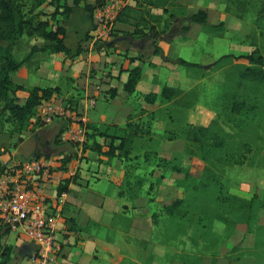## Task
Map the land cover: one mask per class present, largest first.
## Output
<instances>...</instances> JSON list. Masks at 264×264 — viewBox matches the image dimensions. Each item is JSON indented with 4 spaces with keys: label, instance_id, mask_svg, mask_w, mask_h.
Instances as JSON below:
<instances>
[{
    "label": "crops",
    "instance_id": "0c3cea01",
    "mask_svg": "<svg viewBox=\"0 0 264 264\" xmlns=\"http://www.w3.org/2000/svg\"><path fill=\"white\" fill-rule=\"evenodd\" d=\"M127 1L129 5L135 3L134 0ZM174 1L186 5L191 13L206 11L211 25L224 23L223 37L226 35L230 37L231 23L238 28L242 26L243 22L236 24L232 19L234 16L226 13V4L221 0ZM83 5L87 4L82 1L79 7L73 5L72 11L65 19H62L60 14L57 15L56 20L49 19L54 30L58 27L64 28V43L72 51V55L38 52L12 75L14 83L25 88V91L17 94L20 105L26 104L30 96L29 90L35 87L43 89L60 87L62 95L57 98L72 99L74 97V108H76L74 113L86 120L87 128L88 125L95 128L116 126L118 128L111 130L110 133L119 134L118 129L127 124L130 115L135 114L137 117L134 121L143 123L149 120L150 112L161 108L160 98L154 104H150L145 101L146 95L153 93L160 96L165 86L190 91L204 81L202 70H210L215 65V63L212 64L210 69L205 68L207 66H201V69L193 68L185 72L182 66L170 61L182 58L177 51L178 45L175 42L177 37L187 43L190 40L199 41V37L190 36L192 30L199 24H192L190 32L185 36L161 37L158 45L162 50V55H151L149 52L151 40L149 39L135 41V45L130 41H117L109 44L115 40L114 37L106 42V46L95 41L93 17L83 9ZM76 10L84 11L90 19L87 28L85 25L86 33L70 24L69 17H72ZM55 11L54 8L53 11L46 12L53 14ZM60 12H63V9H60ZM156 12L161 13V10ZM127 27L126 24L116 25V29L120 31L131 32V29ZM201 27L202 32L209 35L203 26ZM70 35L74 40L68 44L67 38ZM121 36L122 34H119V37ZM220 38L222 37H217L219 40ZM25 40V50H27L25 56L32 51L33 47L44 45V40L39 37H26ZM78 50L79 53H77ZM136 67L141 68L142 78L137 92L128 94L124 86L130 70ZM200 102L201 97L197 105L201 108L203 104ZM210 110L216 114L212 106ZM188 122L194 124L189 120ZM65 125V120H56L51 125L38 128L37 132H40L44 139L48 136V141H53L52 150H57L54 139L65 128ZM194 125L207 126L197 123ZM166 127H168L167 119L157 117L152 121V133L164 130ZM95 128L88 129V133L93 136L89 138L85 152L84 147L82 149L72 148L69 144L61 146L64 156L76 154L73 161H78V165L75 166L77 170L79 169V176L66 181L68 185H66L68 189L66 205L59 223L57 235L59 246L53 264H264V258L240 256L242 251L234 253L235 247L247 250L254 246L255 236L248 232V226L244 223L238 224L234 232L217 246L214 250L216 253L209 252L199 261L198 259L196 261L195 254L191 253L192 256L188 260L171 261L169 245L166 244V237L171 228V217L167 214L166 207L174 200L182 198L185 190L177 182L184 180V175L167 172L153 166L147 168L144 165L130 166L119 157L110 159L104 154H99L92 147L95 142L103 146V152H106L107 148L105 138L99 136ZM26 134L29 135L30 140V132H24L21 136L15 135L8 139L0 135V145L5 143L1 146L2 149L11 148L17 143L19 137L23 139V135ZM23 140L24 145L28 140ZM155 150L160 157L171 159L175 154H184L185 142L183 140H163L155 146ZM18 152L25 157L32 156L33 153L29 151L28 154H24L20 150ZM191 165L192 159L183 157V166L189 168ZM71 166L70 164L69 168ZM238 168L242 167L229 168L223 182L229 188L247 192L245 178L242 180L237 176L235 179L231 178L232 170ZM127 173L143 178L139 189L133 187L136 181L131 180L133 183L127 185ZM100 183L106 185L104 191H89L91 184L99 185ZM258 184L260 189H252L251 193L257 194L262 199L264 184L262 182ZM108 186H112L113 189L109 190ZM62 188V186H53L47 189L46 193L51 197H56L61 193ZM263 216L264 211H261V220ZM214 230L218 235L226 234V226L220 222L215 223ZM1 235L0 243L11 246L13 249L11 261L8 264H30L28 258L22 253L25 246L33 249L32 244L23 239H17L21 241L19 244L8 245L2 242L5 234ZM185 246L179 250L181 253L186 250L184 253L188 254V248L184 249ZM236 256L240 258L235 259Z\"/></svg>",
    "mask_w": 264,
    "mask_h": 264
},
{
    "label": "trees",
    "instance_id": "16d2710c",
    "mask_svg": "<svg viewBox=\"0 0 264 264\" xmlns=\"http://www.w3.org/2000/svg\"><path fill=\"white\" fill-rule=\"evenodd\" d=\"M50 2L55 4L56 7V11L50 16L52 20H56L58 14L65 12L69 15L72 11L73 7L66 5L67 3L64 0H50ZM134 2V5L126 6L117 19V24L131 25L134 30L124 32L116 29L115 40L109 44H113L118 38L129 37L133 41L149 39L151 40L150 54L162 55L158 40L163 36L175 35L160 31L156 27V24H158L156 22H159L164 16H167L169 21L185 23L180 29L183 36L190 32L192 24L203 26L205 32L220 31V35L225 30L224 23L211 25L206 11L188 12L182 4L176 3L174 0H134ZM45 3L44 0H41L30 12L41 8ZM81 3L82 0H74V7L81 6ZM245 3L244 0H227L226 13L242 20ZM233 6L236 9H233ZM172 8L174 11L171 10ZM60 9H64V11L59 13ZM83 9L91 15L94 13V7L92 6L83 5ZM153 10H161V14H152ZM261 14L263 16L264 8ZM35 16H27L23 3L19 0H0V115H5L3 121L12 126L10 132L12 137L15 135L21 136L24 132L30 131L31 125V130L34 128V131H36L41 125L38 121L33 122L32 120L37 114L39 103L42 100L57 98L62 95L60 87L46 89L35 87L29 90L30 96L26 104L20 105L17 94L20 91H25V88L15 84L12 75L38 52L72 55V51L64 43V28L58 27L54 30L49 20H38ZM147 16H150L155 24L149 26ZM119 34H122V36L119 37ZM26 36L42 38L44 45L33 47L24 59L17 60L13 47ZM253 46L256 45L253 44ZM77 53H79V50ZM170 61L188 69H201V65L182 58ZM236 61L246 63H235ZM227 62H229L230 68L225 87L227 89L228 86L229 89L223 93L220 100V111L216 110V117L208 126H196L189 123L188 115L186 122L177 119L175 116L177 112L183 113L184 110L188 112L198 105L200 93H197L196 89L186 92L165 86L160 96L151 93L144 97L145 101L150 104H154L158 98L161 101V108L150 112L147 122L138 123L134 121L137 116L132 114L129 116L127 124L118 129L119 134L110 133L111 130L118 128L116 126L108 125L95 128L88 125L87 128L89 130L95 128L99 136L105 138L106 152H103V146L96 142L92 146L99 154H104L110 159L119 157L130 165L133 164L132 166L145 164L162 168L167 172L184 175L185 178L180 181L179 186L185 191L195 194L196 197L193 198V202L197 204L195 203L191 207L192 204L187 201L188 198H178L166 207V211L171 217L172 224L174 216L180 214L183 217L185 214L181 213L180 210H189L188 216H185L184 219H187L186 222H189L190 228H194L189 239L193 245L192 251L194 253L201 249L194 256L196 261L197 259L199 261L202 256L209 252L216 253L214 250L217 246L225 238H228L240 223L247 224L248 232L255 236V242L254 246L247 250L235 247L234 253L242 251L240 256L264 258V224L260 222V213L264 211V196L261 199L255 193L236 192L223 182L228 168L264 165L260 163L255 165L253 160L250 161L251 159L248 158L247 154L252 150L251 142L246 143L241 140L246 129L253 128L250 124L252 120L249 117L256 116L260 110L259 108L264 104V55L260 48L255 47L249 54L226 55L220 59L218 64L221 65ZM202 72L205 73V70H202ZM141 78L142 70L140 67L130 70L128 80L124 86L125 91L128 94L136 93ZM64 103L72 112H76L73 99H67ZM75 114L78 116L77 113ZM246 114L247 119L245 118ZM157 117L167 119L169 128L166 127L164 130L152 133V121ZM222 117L227 119L224 123V120L221 121ZM229 122L232 125H229ZM170 126L176 127V130L172 131ZM66 127L67 122L65 128L60 131L59 137L57 136L56 141L59 144H69L77 147L73 143L62 142L61 135ZM225 128H229L230 131H226ZM91 136L93 134L87 133V142L83 146L84 152L88 147ZM147 137H150V139H146ZM19 139L22 138L19 137ZM163 140H183L185 142L184 154H175L171 159L160 157L155 148L152 149L149 145L154 143V146H156ZM139 141L146 142L148 146H138ZM235 148H238V150ZM66 156L63 162L64 165H67L65 168L68 169V162L76 158V154ZM185 156L192 159V165L189 168L183 166V157ZM131 180L136 181L133 186L135 189L143 182V178L127 173V185L133 183ZM67 186L63 187L60 192H67ZM216 222L226 226L224 236L215 232L214 225ZM188 230L181 232L182 236L189 238L188 234L190 233ZM180 245L185 246L183 242ZM12 250L11 246L0 243V264H8L11 261ZM184 252V250L182 253L176 250L173 254V261L182 262L190 259L192 255ZM240 256H236L235 259H239Z\"/></svg>",
    "mask_w": 264,
    "mask_h": 264
},
{
    "label": "rangeland",
    "instance_id": "374dc122",
    "mask_svg": "<svg viewBox=\"0 0 264 264\" xmlns=\"http://www.w3.org/2000/svg\"><path fill=\"white\" fill-rule=\"evenodd\" d=\"M20 2L23 3L24 10L26 12V15H36V19L38 20H49L51 14H48L46 11H53L55 7V4H52L50 0H44V5L41 8L35 9L33 12H30L33 7H36L41 0H19ZM245 3V12L242 14V20L232 17L233 21H235L236 24L238 22H243L242 26L240 28L236 27L233 23L230 24V27L232 28L230 37L226 35V37H223L224 32H221L222 35H220V31L218 32H211L209 31V35L206 33L202 32V27L200 25H197L192 32L190 33V36L195 38L199 37V41L195 42L193 40H190L188 43L182 41L179 37L176 38L175 42L178 45V50L179 51V56H181L183 59L189 61V62H194L197 63L201 66H210L215 63L214 67H212L210 70H206L204 75V81L199 83V85L195 86L196 90L198 91L197 93L201 94V102L200 104H203V107L197 106L191 111L184 110V112L180 113L177 112L175 113V116L177 119H182V121L186 122V118L188 115V120L190 122H193L194 124H201V125H210L211 122L213 121L212 119L215 117V112L210 110V107L212 106L217 110L218 112L220 111V100L229 88L227 86V89L225 87V83L227 82V74H229V62L225 64H218L220 61V57H224L226 55H245L246 53H251L255 47L260 48L263 55H264V14L262 16L261 11L264 8V0H244ZM65 3L70 5V7H73L74 5V0H64ZM222 3L226 4L227 0H221ZM66 4V5H67ZM130 5H133V3H130ZM51 6L53 8H51ZM188 12V7L186 5H183ZM67 8V7H66ZM50 9V10H49ZM233 9H236L233 6ZM173 10V8L171 9ZM64 11V9H63ZM158 10H153L152 14H161L160 12H156ZM174 11V10H173ZM177 12V11H176ZM50 13V12H49ZM61 13V12H59ZM59 15V14H58ZM62 19H65L68 15L63 12V14H60ZM70 18V24H73L76 26V29H79L80 31L87 32L86 28L90 24V19L86 16V13L82 10H76L75 13L73 14L72 17ZM149 23V26H152L155 24L153 22V19L150 16H147ZM51 20V19H50ZM74 22V23H72ZM156 27L160 31L167 32L169 34H180V29L185 23H178V22H172L169 21L167 16L162 17L159 22H156ZM86 25V28H85ZM127 28L131 29V31L134 30L133 26L129 25ZM78 30V31H79ZM119 31V30H118ZM117 33V31H116ZM183 35V34H182ZM27 37V36H26ZM26 37H23L14 47L13 51L15 53V57L17 60H22L25 57V45H26ZM217 37H222L217 39ZM214 38V39H212ZM216 38V39H215ZM212 39V40H209ZM73 39V36L70 35L67 38L68 44H71ZM255 44L256 46H253ZM218 58V59H217ZM220 58V59H219ZM235 63H246L244 61H236ZM182 70L187 72L189 70L188 68L182 66ZM200 73L201 71H197ZM194 88V89H195ZM74 98V97H73ZM72 98V99H73ZM58 100H64L66 101L68 98L64 97H59L57 98ZM75 99V98H74ZM63 101V102H64ZM199 103V102H198ZM205 104V105H204ZM210 106V107H209ZM259 112L256 114L254 117H249L252 121H250V124H252L253 128H247L245 133L243 134L241 140L247 142H251V152H249L248 158H250L251 162L252 160L254 161L255 165L264 164V104L263 106L259 108ZM187 112V113H186ZM1 114V113H0ZM244 118V117H243ZM245 118L247 119V114L245 115ZM5 119V115H0V135H3L2 138L8 139L9 137L11 138L12 136L10 135V132L12 130V126L5 123L3 120ZM224 120V121H223ZM227 120L226 118L222 117L221 121L223 123ZM86 121V120H85ZM87 123V122H85ZM229 125H232L229 122ZM225 126V125H224ZM42 127V126H40ZM39 127V128H40ZM171 127V126H170ZM169 128V125H168ZM172 131L176 130V127L172 126L171 127ZM32 129V125L30 127V140L28 139V134L23 135V139L28 140L25 142L23 145L24 140L19 139L18 142L15 145H12L10 148V152L13 154H18V150L23 151L24 154H28L29 151L33 152L37 146V142L35 141V133L37 132L34 131L35 129ZM226 131H230L229 128H225ZM60 135V134H59ZM59 137V136H58ZM48 136L45 138L46 140ZM53 142V141H52ZM55 145L57 147V150H54L52 153L54 156H57L61 158L62 162L63 159H65L67 156H64V151L62 150L61 146L63 144H59L56 139H54ZM11 143V142H10ZM3 143L2 145H4ZM0 145V152L3 147ZM23 145L21 148L19 146ZM72 148L74 147L73 145H70ZM141 147H146L148 144L144 141H139V145ZM150 148L154 149V143L151 145ZM58 147L60 149H58ZM238 147V145H237ZM75 148V147H74ZM238 150V148H235ZM8 154V155H7ZM9 158V153H1L0 155V161L1 160H7ZM85 159V158H83ZM73 161V160H72ZM70 161L71 169L76 168L75 165H78V161ZM67 163V164H68ZM64 164V162H63ZM133 165V164H131ZM130 165V166H131ZM144 167H148V165L143 164ZM65 167L67 165H64ZM242 168H238L237 170H232L231 173V178L235 179V176H237L239 179L245 178L247 180V192L244 193H250L252 192V189H257L259 190V184L258 182H262L264 184V165H259V167H249V166H241ZM229 169V168H228ZM227 169V170H228ZM232 169V168H230ZM79 170V169H78ZM226 170V173H227ZM201 172V171H199ZM79 172H77L78 175ZM225 173V175H226ZM149 174V173H147ZM75 176L78 178V176ZM224 175V177H225ZM134 176V174H132ZM134 178V177H133ZM131 178V179H133ZM178 184L180 182H177ZM104 186H106L103 183H100L99 185H90V190L89 191H95V190H105ZM252 186V187H250ZM109 190H112V186H108ZM236 192H242L237 189L231 188ZM84 190V189H83ZM191 190V189H190ZM250 190V191H249ZM196 197L195 194H193L190 191H185L183 193L182 198H188L187 201H189L193 207L196 202H193V198ZM197 204V203H196ZM181 213H185L183 217L180 214H177V216L173 217L172 219V224L171 228L169 230V233L166 237V242L169 245V255L171 258V261H173V254H175V251H180V249L183 247L180 245V243H184L185 246L184 249L188 248L189 253L191 254H197L198 251L194 252L192 251L193 245L189 241L190 235L192 234L191 232L194 231V228H190L189 222L184 219L185 216H188L189 210H180ZM260 222L264 224V216L263 220L260 219ZM189 229V230H188ZM190 233L189 238L182 236L181 232L187 231ZM1 235V233H0ZM18 236L16 233H10V234H5V236L2 238V242L8 243V245L15 246L17 243L19 244V241H17ZM1 241V239H0ZM21 242V241H20ZM186 251V250H184Z\"/></svg>",
    "mask_w": 264,
    "mask_h": 264
},
{
    "label": "built area",
    "instance_id": "2783aa9c",
    "mask_svg": "<svg viewBox=\"0 0 264 264\" xmlns=\"http://www.w3.org/2000/svg\"><path fill=\"white\" fill-rule=\"evenodd\" d=\"M82 1L94 7V39L106 46V42L116 33L118 16L129 5L128 1ZM56 120L67 122L66 130L61 135L62 142L73 143L82 149L88 133L85 119L72 112L62 100H42L32 121H38L44 127ZM1 151L8 152L9 158L0 161V233H16L18 239L32 244L33 252L27 257L30 264H53L59 246L57 235L67 193L63 191L51 197L46 190L53 186L65 187L66 181L75 177L78 170L66 169L61 158L54 155L25 157L11 153L9 147Z\"/></svg>",
    "mask_w": 264,
    "mask_h": 264
},
{
    "label": "water",
    "instance_id": "95a60500",
    "mask_svg": "<svg viewBox=\"0 0 264 264\" xmlns=\"http://www.w3.org/2000/svg\"><path fill=\"white\" fill-rule=\"evenodd\" d=\"M117 41H130L131 44H134L135 41H133L131 38L127 37V38H118L115 42ZM114 42V43H115ZM135 45V44H134ZM213 65L207 66L205 68L210 69ZM35 141L37 142V150L34 154H32V157L34 158H41V157H49V156H53V152L54 150H52V142L45 140L44 137L42 136V134L40 132H36L35 135ZM33 252V249L29 246H25L23 248V253L22 255L24 257H28L29 255H31Z\"/></svg>",
    "mask_w": 264,
    "mask_h": 264
},
{
    "label": "flooded vegetation",
    "instance_id": "af4514ba",
    "mask_svg": "<svg viewBox=\"0 0 264 264\" xmlns=\"http://www.w3.org/2000/svg\"><path fill=\"white\" fill-rule=\"evenodd\" d=\"M36 150H37V147L35 148V150L33 151V153H32V154H34V153L36 152Z\"/></svg>",
    "mask_w": 264,
    "mask_h": 264
}]
</instances>
